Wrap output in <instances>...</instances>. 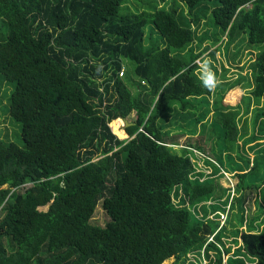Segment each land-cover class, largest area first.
<instances>
[{"label":"trees","instance_id":"trees-1","mask_svg":"<svg viewBox=\"0 0 264 264\" xmlns=\"http://www.w3.org/2000/svg\"><path fill=\"white\" fill-rule=\"evenodd\" d=\"M178 1L188 17L123 12L129 0H0L7 29L0 75L14 85L8 113L21 123L24 142L0 139V264H264V193L256 191L258 214L246 229L230 217L211 219L215 211L204 202L218 176L195 164L206 150L169 140L173 132L198 133L166 129L167 114L187 115L199 97L212 95L197 68L217 46L209 53L216 55L222 37L228 47L243 35L249 45L264 44V0ZM210 13L221 35L204 31ZM148 24L160 37L155 43H148ZM125 63L134 64L133 75ZM254 65L251 76L241 75L250 80L243 103L223 104L239 86L230 83L205 118L211 131L221 127L227 152L242 136L263 160L264 110L254 99L264 100V51ZM255 109L250 135L241 115ZM132 114L124 139L120 119ZM192 117L198 126L201 116ZM248 173L229 174L238 186ZM101 204L104 227L91 222ZM239 215L242 225L245 210Z\"/></svg>","mask_w":264,"mask_h":264},{"label":"rangeland","instance_id":"rangeland-1","mask_svg":"<svg viewBox=\"0 0 264 264\" xmlns=\"http://www.w3.org/2000/svg\"><path fill=\"white\" fill-rule=\"evenodd\" d=\"M127 6L132 13L138 12H155L158 9H164L168 12H172V10H177V15H183V17H188V8L187 6L180 3L178 0H167V2L162 3L158 0H129V4L127 3L126 7L123 9V12H128ZM250 8V6H248ZM209 25L205 28L204 31H207L210 36L221 35L218 28L215 27L213 23V17L211 13L207 19ZM7 29L4 26V22L0 19V35L4 33ZM146 35L148 38V43H155L157 40H160V37L156 32H153V28L151 24L146 26ZM222 37V36H221ZM225 38L222 37L221 43L218 45L220 48L216 55L209 54L214 49L212 48L210 51L205 52L202 58H208L215 72H218L219 81L225 79L224 81L227 83H219L213 90L211 96L199 97L196 101L197 104L194 110L187 114L182 115V112L177 110L173 113L167 114L166 117H169V122L166 127L167 130L172 131H183L185 130L188 134L189 130L192 132H197L198 134L194 135H175V132L172 133L173 137L171 140L173 143H176L180 146L188 145L191 143L193 145H199V147H204L206 150L204 152V157H199L200 160L195 162L197 168L198 166L202 167L203 173H211L215 172L218 177H215L214 181V194L210 201L204 202L205 208L210 209V211H215L214 214L211 215V219L214 217H218L217 220L224 221L230 217V220L234 221L236 225H240V227H244L246 229L245 224H251V220L253 217L258 214L256 212L258 204L257 198L259 194L264 193V159L259 158V154L255 149H253V145H255L254 141L251 143L248 139L239 138V141L236 145H231L234 147V150L227 152L226 144L222 139V130L221 127L215 125L211 131V118H205L206 113L209 111H214L215 108L219 107L218 101L221 100L220 94H225V89L230 86V83L239 84V86L235 87L230 93L227 94L224 103L227 105H237L242 104V98L246 92L244 90L243 85L248 87L250 85L249 77L244 76L245 71L249 70L250 76L254 70L255 57L264 51V44L261 45H249L246 42V35L242 36L239 39V42L233 45H226ZM217 48V47H216ZM227 56V57H226ZM229 61V62H228ZM201 63V59H200ZM126 73L129 72L130 75L134 73V64H126L125 63ZM245 70V71H244ZM248 74V73H247ZM240 87V88H239ZM14 90V85L11 83L4 82L0 75V139L4 140L6 143H15L20 147L24 146V142L21 137L22 126L21 123L17 122L14 118L10 116L8 113V105L9 98L11 96L12 91ZM248 90V89H247ZM250 99H244L243 105V113L246 109H248ZM255 108H258V104L260 105V110H264V100H255L254 99ZM179 109L180 106H177ZM196 113V115L201 116V123L198 126L195 125L194 117L192 114ZM258 114V110L255 109L252 111L250 116L241 115V124L242 128L246 130L250 135L254 134V131L257 129V124L255 123V115ZM254 115V116H253ZM187 116V117H186ZM135 114L130 115L128 117L129 123L134 121ZM166 119V118H164ZM129 126L123 121L122 130L126 134V138H128V134L126 129ZM205 129V131H203ZM241 129V127H240ZM113 131V130H112ZM215 132V136L212 132ZM242 131V130H241ZM256 134V132H255ZM120 138L119 136H117ZM121 139V138H120ZM241 139V141H240ZM174 140V141H173ZM263 145H261L262 150L264 149V141L262 140ZM211 147V149H210ZM180 148V147H179ZM261 154H264L262 152ZM197 155V154H196ZM191 156H195V154H191ZM212 159L211 161L209 158ZM254 158L256 159V164L259 161V164L256 168H253ZM251 164V166H250ZM253 168V170H252ZM244 170L249 172L242 185H236L239 182V178L232 177L229 173L233 171ZM223 171L228 172L223 175ZM235 197V198H234ZM243 201V204L241 203ZM264 207V201H263ZM227 208L226 213L224 214V210ZM232 208V209H230ZM48 207L41 208V210L46 211ZM245 210L247 219L241 225L239 223L240 215L243 214ZM261 210V206H260ZM260 222L262 221V217L259 218ZM109 221V217L105 213L102 208V204L99 205L96 209V212L92 218V224L104 227ZM223 224V223H222ZM175 264L176 258H172L164 264Z\"/></svg>","mask_w":264,"mask_h":264},{"label":"clouds","instance_id":"clouds-1","mask_svg":"<svg viewBox=\"0 0 264 264\" xmlns=\"http://www.w3.org/2000/svg\"><path fill=\"white\" fill-rule=\"evenodd\" d=\"M102 70V64L97 66V73L102 72ZM197 71L199 72L198 79L201 81L203 87L212 90L219 84L217 74L214 71L212 63L208 58H201V63L198 65Z\"/></svg>","mask_w":264,"mask_h":264},{"label":"crops","instance_id":"crops-1","mask_svg":"<svg viewBox=\"0 0 264 264\" xmlns=\"http://www.w3.org/2000/svg\"><path fill=\"white\" fill-rule=\"evenodd\" d=\"M216 47H217V46H216ZM216 47H214V48H216ZM239 88H240V87H239ZM234 89H236V88H234ZM232 90H233V89H232ZM232 90L228 91L227 94L230 93ZM233 91H234V90H233ZM227 94L225 95V98H226ZM225 98H224V100H225ZM224 100H223V104H224L225 106L236 107V106H238V105L240 104V103H239V104L234 105V106H233V105H227V104L224 103ZM241 100H242V99H241ZM120 120H121V119H120ZM126 120H127V122L129 123L128 119H126ZM130 124H132V122H130L128 125H130Z\"/></svg>","mask_w":264,"mask_h":264},{"label":"water","instance_id":"water-1","mask_svg":"<svg viewBox=\"0 0 264 264\" xmlns=\"http://www.w3.org/2000/svg\"><path fill=\"white\" fill-rule=\"evenodd\" d=\"M121 120L124 121V123L126 124V126H131V125H132V124L128 125L129 123L127 122L126 119H122V118H121Z\"/></svg>","mask_w":264,"mask_h":264},{"label":"built area","instance_id":"built-area-1","mask_svg":"<svg viewBox=\"0 0 264 264\" xmlns=\"http://www.w3.org/2000/svg\"><path fill=\"white\" fill-rule=\"evenodd\" d=\"M123 75H124V69L120 72V76L122 77ZM222 223H224V222L222 221Z\"/></svg>","mask_w":264,"mask_h":264}]
</instances>
